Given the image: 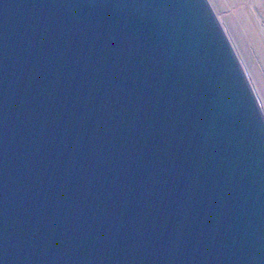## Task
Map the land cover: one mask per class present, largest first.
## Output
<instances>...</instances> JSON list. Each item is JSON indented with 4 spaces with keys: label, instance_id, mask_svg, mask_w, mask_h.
<instances>
[{
    "label": "water",
    "instance_id": "water-1",
    "mask_svg": "<svg viewBox=\"0 0 264 264\" xmlns=\"http://www.w3.org/2000/svg\"><path fill=\"white\" fill-rule=\"evenodd\" d=\"M0 264H264V116L208 0H0Z\"/></svg>",
    "mask_w": 264,
    "mask_h": 264
},
{
    "label": "rangeland",
    "instance_id": "rangeland-1",
    "mask_svg": "<svg viewBox=\"0 0 264 264\" xmlns=\"http://www.w3.org/2000/svg\"><path fill=\"white\" fill-rule=\"evenodd\" d=\"M264 116V0H208Z\"/></svg>",
    "mask_w": 264,
    "mask_h": 264
}]
</instances>
